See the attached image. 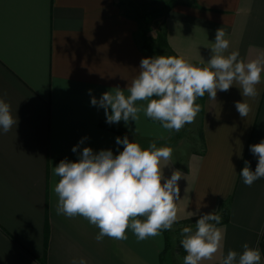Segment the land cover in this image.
Returning a JSON list of instances; mask_svg holds the SVG:
<instances>
[{
  "label": "crops",
  "instance_id": "crops-1",
  "mask_svg": "<svg viewBox=\"0 0 264 264\" xmlns=\"http://www.w3.org/2000/svg\"><path fill=\"white\" fill-rule=\"evenodd\" d=\"M170 1L160 14L162 29L155 32L165 34V49L173 56L205 66L221 27L228 52L238 51L245 61L264 56V0L165 3ZM141 28L119 0H0V98L18 120L8 133L0 130V264H72L80 258L87 264H161L163 233L139 241L128 229L126 240L97 242L99 230L86 219L57 215L53 189L59 178L53 168L65 158L78 160L71 149L85 137L80 150L111 149L114 155L123 150L116 137L125 135L145 149L153 141L171 147L172 160L162 161L161 168L171 163L163 169L165 177L173 169L184 173L178 222L221 214L227 205L228 221L218 225L223 247L201 264H221L228 250L242 253L244 243L259 248L264 178L249 187L239 173L245 161L255 170L249 146L264 139V74L259 96L248 101L247 119L235 109V102L243 101L237 87L218 92L216 100L205 94L198 150L143 112L127 126L110 125L121 129V136L104 127L109 124L103 108L90 101L116 87L126 89L141 59L154 57L142 47Z\"/></svg>",
  "mask_w": 264,
  "mask_h": 264
},
{
  "label": "clouds",
  "instance_id": "clouds-1",
  "mask_svg": "<svg viewBox=\"0 0 264 264\" xmlns=\"http://www.w3.org/2000/svg\"><path fill=\"white\" fill-rule=\"evenodd\" d=\"M225 37L223 27L218 28L205 66L194 65L182 56L142 58L138 75L128 82L126 89L116 87L99 99L92 96L90 103L103 108L109 125L123 121L127 126L129 121H138L143 112L163 129L179 132L185 125L194 123L202 111V105L196 102L198 98L207 94L209 99L216 100L218 92H227L235 86L243 97V101L235 102V109L242 119H247L252 111L248 101L259 96L264 56L245 61L238 51L228 52L230 41ZM17 123L10 104L0 98V130L8 133ZM86 139L82 138L71 149L78 154V160L65 158L53 168V176L59 178L53 189L58 197L57 215L86 219L99 230L97 242L105 237L126 240L128 229L139 241L174 230L178 222L176 202L181 199L178 182L185 179L184 173L173 169L171 176L165 177L163 169L171 163L161 168L162 161L172 160L173 149L157 147L155 141L145 149L125 135L116 137V144L123 145V150L114 155L111 149L93 151L91 147H83L80 150ZM249 150L257 158L255 170L245 161L239 176L250 187L264 178V139L250 145ZM221 221V214L213 211L199 215L194 228L187 225L180 229L179 243L186 253L182 264H201L222 249L225 236L218 227ZM242 247V253L228 250L221 264H261L258 247H250L248 243ZM72 264H87V261L74 259Z\"/></svg>",
  "mask_w": 264,
  "mask_h": 264
},
{
  "label": "rangeland",
  "instance_id": "rangeland-1",
  "mask_svg": "<svg viewBox=\"0 0 264 264\" xmlns=\"http://www.w3.org/2000/svg\"><path fill=\"white\" fill-rule=\"evenodd\" d=\"M166 0H119L120 5L122 8L126 11V13L130 16H137L138 14H144V13H151V12H158L156 17L149 21L148 23H143V27L145 28L146 32L148 33V42L150 43L152 47V51L150 54L153 56L157 55H168L173 56L171 53H169L164 47H158V33L156 34V29L161 27V17L160 14L172 3L167 2ZM160 34H163L161 31ZM153 35L155 37H153ZM197 103L201 104L200 98L197 99ZM200 115L201 112L197 115L196 120L192 124H187L184 126L183 129H181L179 132H176L174 134V139H181L185 140V143L187 144V147H191L192 150L200 149ZM178 227V229H174L172 234L174 236V241L172 245H176V251H172L169 255V258L167 259V264H182L183 258V249L182 246L178 243V241L181 239L180 236V229L183 227ZM177 253H179V257L177 256ZM181 256V257H180Z\"/></svg>",
  "mask_w": 264,
  "mask_h": 264
},
{
  "label": "trees",
  "instance_id": "trees-1",
  "mask_svg": "<svg viewBox=\"0 0 264 264\" xmlns=\"http://www.w3.org/2000/svg\"><path fill=\"white\" fill-rule=\"evenodd\" d=\"M157 14H158V12H151V13H144V14L142 13V14H138L137 15V19L142 24L143 23H148L149 21L154 19ZM140 34H141V41H142L143 49L145 51H147L148 53H151L152 47H151L150 43L148 42V38H149L148 35H147L148 33L146 32L144 27L141 28V33ZM157 38H158L157 40H158V43H159L158 47L168 48V44H167V41H166V38H165V34H159ZM200 102H201L202 111H203L204 97L200 98ZM104 127H106L107 129H110V130L118 133L121 136L123 135V131L121 129L115 127V126H110V125L104 124ZM221 216H222L221 224L222 223H226L228 221V217H229V210H228L227 205L226 206L223 205V211L221 213ZM141 219H143V218H141ZM197 219L198 218H191V219L183 220V221L177 222L174 225H177V226L191 225L194 228V225H195V222H196ZM162 233L165 236V248H164V250H163V252L161 254V264H167V259L169 258V255H170L171 250H172V237H173V235H172V231H162ZM14 241H16V240L14 239ZM179 242H180V240L178 241V243ZM259 248L261 249L262 254L264 256V234H261V236H260ZM183 255H186L184 250H183ZM39 262H40V264H45L42 261H39Z\"/></svg>",
  "mask_w": 264,
  "mask_h": 264
}]
</instances>
